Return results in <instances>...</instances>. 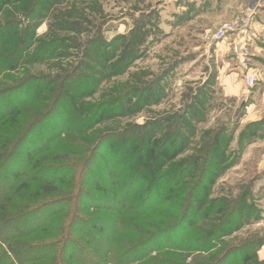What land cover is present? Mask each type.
<instances>
[{
    "label": "rangeland",
    "instance_id": "rangeland-1",
    "mask_svg": "<svg viewBox=\"0 0 264 264\" xmlns=\"http://www.w3.org/2000/svg\"><path fill=\"white\" fill-rule=\"evenodd\" d=\"M37 1V14L28 17L20 11L23 0H9L2 6L0 0V48L5 50L2 43L12 39L8 52L0 53V60L3 56L11 59L9 56L21 44L24 32V39L30 38L22 58L0 70V154L15 152L24 158L17 165L8 164V158L0 164V195L10 194L8 198L21 206L17 210L42 203L40 209L48 212L37 233L27 237L9 233L12 244L52 246L55 251L45 255L51 258L55 254L60 264L62 258L65 260L62 250L75 240L93 258H102L83 235L73 230L80 224L79 218L95 214L92 208L88 213L82 212V208L85 199L101 194L96 186L123 194L120 184L123 186L124 180L129 184L134 169L128 170L124 157H119L125 141L132 138L127 156L136 154L137 166L143 167L141 161L145 160L161 173L181 160H194L193 167L183 166L187 174L175 190L185 197L197 193L194 202L200 215L189 216L191 223L196 222L195 229L220 226L224 215L233 210L237 213L238 207L247 210L240 211L238 229L214 240V248L208 252L199 251V243L189 248L153 249L144 259L128 255L129 260L123 264H148L162 259L196 264L206 261L208 254H218L219 258L238 249L247 250L244 258H249L244 263L236 262L240 253L235 252L227 264L263 261L264 123L251 132L249 127L264 120V76L253 75L254 84L246 86L239 59L226 39L218 42L223 52H218L217 83L216 43L203 40L204 33H213L230 20L203 32L196 24H188L183 13L170 16L174 14V5L182 0ZM263 1L238 3L246 13L262 6ZM240 14L244 13H236L233 18ZM11 28H16L19 35H14ZM222 61L230 62L232 68L221 73ZM230 68L234 72L239 69L234 83L244 81L236 96L222 89ZM17 86L20 89L11 92ZM20 94L23 97H17ZM14 106H19L22 113L15 122L7 116L3 118V113ZM241 134L248 136L243 146ZM49 139V149L43 151ZM222 140L226 145L218 146ZM6 141L11 145L3 149ZM100 145L104 147L99 152ZM149 146L150 150L146 149ZM207 155L211 164L205 166L203 159ZM35 161H41L39 167L34 168ZM52 169L58 172L55 175L61 186L49 197L44 190H39L43 198L35 197L38 183H31L30 177L43 181ZM203 172L214 174L212 182L202 178ZM15 173L20 176L16 185L25 182L26 186L13 195L14 186L10 184ZM147 176L150 180V174ZM164 181L160 180L162 184ZM190 183L195 184L194 191L188 188ZM185 197L173 200L182 204ZM3 199L0 198V209ZM200 199L203 203L198 202ZM163 208L164 204L153 207ZM21 220L13 224L24 228L25 222ZM171 220L167 215L152 214L148 221H138L146 226L149 221ZM80 230L81 234L90 233L89 227L82 224ZM200 234L201 242L205 236ZM90 236L97 239L99 235ZM138 238L122 233L101 236L111 243L114 259L129 246V239ZM4 248L0 244V253Z\"/></svg>",
    "mask_w": 264,
    "mask_h": 264
},
{
    "label": "trees",
    "instance_id": "trees-1",
    "mask_svg": "<svg viewBox=\"0 0 264 264\" xmlns=\"http://www.w3.org/2000/svg\"><path fill=\"white\" fill-rule=\"evenodd\" d=\"M24 3L20 7V11L22 14L27 15L28 17H33L34 14H37L38 7H39V1L37 0H23ZM9 2V0H1V6L5 3ZM15 27V26H14ZM14 31V35L18 36L19 32L16 30V28H11ZM26 32L23 33V36L21 37V44L17 45V49L14 48L12 50V53H14L13 56H9V58H5L3 56L2 61L0 63V70L4 69V67L10 62V63H16L18 60L22 58V54L27 50L29 45V40L24 39L26 36ZM15 38V37H12ZM20 40V37H19ZM27 40V42H26ZM12 39H7L2 43V47L0 48L1 52H8L7 50L11 46ZM23 85V84H21ZM20 85V86H21ZM20 86H17L12 88L13 90L11 92H14L15 90L20 89ZM17 95V94H14ZM24 95V94H23ZM17 97H23L18 95ZM19 104H22L23 102L18 101ZM19 106H14L12 108H8L3 113V118L5 116L12 119V121L15 122L16 117L19 116L21 113V109L18 108ZM8 112L7 114H5ZM6 117V118H7ZM2 119V118H1ZM11 120H9L10 122ZM13 122V123H14ZM264 123V120L252 124L250 128V132L253 131L257 126H260ZM255 127V128H254ZM248 128V129H249ZM247 134V133H246ZM246 134H241L240 136V142L243 146L242 142L244 139H247L248 136ZM250 135V133H249ZM45 144V149L43 151H47L49 149L50 141ZM132 138L129 140H126L127 144L123 146L121 149V159L124 157V165H129L128 170H133L131 175L129 176V184L123 183V186L120 184V187L123 188V194H117L118 191L114 189H105L103 190L101 187L96 186L95 188L97 191L101 194L94 195L92 197H88L87 194H85L88 197V200L85 199V206L82 208V212L88 213L90 211V208L93 209L95 214L88 217L87 219L79 218L78 227L76 230H73V232L77 233L78 235H83L86 239L88 244H91L92 247L96 250V252L102 256V258H93L91 256V253L87 252V249H82L78 246V244L75 242V240H71L68 242V244L65 246L62 251H64V258L61 259V263L64 264H123L128 259V255H136L139 257V259H144L151 250L158 249L162 250L164 248H189L200 244L197 246V249L202 252H208L214 248V240H218V238L228 235L229 233L233 232V230L238 229L240 226V220L242 212L247 210L243 208L237 209L236 211H230L228 214L224 215L223 219L221 220L223 223L218 226H212L205 229H195L194 226L196 225V222H190V214L196 213L198 216L200 215L199 210H197L195 205V200L197 198V193L193 192V194L188 195V197L180 195L178 191L175 189L178 188L184 181L185 175L187 174V168H184L183 166L187 165L188 167H191L193 165L192 160H181L179 163H175L170 165V167L166 171H162L161 173L158 171L157 166L151 165L148 166L147 162L141 161L143 163L142 166H137L139 162V158L137 159L136 154H131L127 156V153L129 150V145H131ZM224 142L222 140L218 141V146L223 145ZM8 145H11V142H7L2 147L3 149L7 147ZM226 145V144H224ZM24 147V146H23ZM103 145H100L99 152L101 149H103ZM146 149L150 150V146ZM26 151H29V148H25ZM42 151V152H43ZM219 151V147H218ZM160 152V151H159ZM29 152H27L28 154ZM209 153V151H207ZM211 153V152H210ZM214 153V152H213ZM26 154V155H27ZM117 154V152H115ZM219 154V153H218ZM3 155V156H2ZM5 155V157H4ZM32 155V152H31ZM209 155V154H208ZM205 159H203V164L205 166H208L211 164V160H209V156ZM163 156V155H162ZM222 156V155H220ZM218 156V157H220ZM29 155L27 156V160ZM158 157V156H157ZM165 157L169 158L168 154H165ZM8 158V161L13 164L16 163L20 164L23 161V157H21L19 154H16L15 152L11 155L8 153L0 154V164L3 163L4 159ZM194 161V160H193ZM142 163L140 165H142ZM41 164V161H35L33 163L34 168L39 167ZM145 166L148 167L145 169ZM193 167V166H192ZM213 167V166H211ZM144 169V170H143ZM52 172H49V177L45 180L35 179L30 177L31 183H38L36 185V196H41V192L39 190H44L45 196H51L56 193L57 188L61 186L60 183H58L57 171L52 169ZM56 171V175H55ZM175 171H177L176 174H173ZM204 173V172H203ZM148 174H150L149 177L151 179L149 180ZM53 175V176H52ZM207 177L209 179V182H212V179L214 178V174L210 173H204L202 178ZM12 184L11 186H14L13 189V195L14 193H19L25 186V182H21L18 185L16 183L19 181L20 176L15 173L12 176ZM165 179L164 184L160 182V180ZM198 179V178H197ZM196 179V180H197ZM64 181V179H63ZM134 182V183H133ZM133 183V184H132ZM203 184V181L202 183ZM110 185H112L110 183ZM127 185V187H125ZM191 190L194 191L193 186H195L194 183L188 184ZM127 190V191H126ZM174 190V192L172 191ZM191 193V192H190ZM178 194V195H177ZM9 195V196H8ZM93 195V194H92ZM10 194L2 193L0 195V198L3 199V203L1 204L0 209V244H3L6 246L4 248L5 250L1 251L0 253V264H29V263H39V262H47L50 264H58L59 261L58 258L55 257V254L53 257L49 258L45 255V253L55 251L56 248H50L52 246H40V245H34V246H25L23 245H15L12 244L11 239H9V233H12L11 236H30L38 231H40L41 223L44 219V217H47L48 212H44L41 208L43 205L37 204L32 206L33 204H29L24 206L21 210H17L20 205H16L11 201ZM44 196V197H45ZM91 196V195H89ZM179 198V200H182L183 197H185V200L181 201L182 204H175V198ZM43 198V197H42ZM204 198V197H203ZM175 199V200H173ZM173 201V202H172ZM200 203H203V199H200L198 201ZM47 204L46 202L44 205ZM155 204L157 206L165 205V208L155 210L153 207H155ZM116 205H118V209L116 210ZM245 206V205H244ZM21 207V206H20ZM154 210V211H153ZM176 210V212L171 213L172 211ZM103 212L108 213L103 214ZM240 212V213H239ZM102 213V214H100ZM167 215L172 217L171 221H161L155 222V221H149V223L144 226L142 223H140L138 220L141 219L143 221H148L151 215ZM192 215V214H191ZM21 218V221H24L25 223L23 225L24 228H20L18 225L21 224H13L14 222L18 221V219ZM77 218V217H76ZM75 218V219H76ZM204 218V217H203ZM75 221V220H74ZM81 224L83 227H89V234H81ZM80 227V229H79ZM219 227V228H218ZM193 228V231L191 230ZM192 231V232H189ZM203 232V236H205V239L200 242V236ZM80 233V234H79ZM105 233H108L109 236H116V234L122 233L130 236L137 235L139 237L137 240H130L129 239V246L126 247L119 256L114 259V256H112L113 253V247H111V243L107 240L101 239V236ZM91 234H98L97 239H92ZM70 240V239H69ZM114 242V241H113ZM183 245V246H182ZM62 251L60 253H62ZM236 253H240L239 255H236ZM231 250L227 251L225 254L220 256L218 258V254H208L207 258H205L206 261H200L196 264H210L215 260L213 264H227L229 259L231 257H238V260L236 262H245V252L247 250L244 249H238L237 251ZM54 253V252H53ZM59 253V255H60ZM11 255V257H10ZM109 255V256H108ZM58 256V255H57ZM111 256V257H110ZM210 262H209V261ZM66 261V263L64 262ZM235 262V263H236ZM60 263V264H61ZM148 264H182V262L176 260L175 262L162 259V260H154L149 262ZM251 264H264L263 261H254Z\"/></svg>",
    "mask_w": 264,
    "mask_h": 264
},
{
    "label": "crops",
    "instance_id": "crops-1",
    "mask_svg": "<svg viewBox=\"0 0 264 264\" xmlns=\"http://www.w3.org/2000/svg\"><path fill=\"white\" fill-rule=\"evenodd\" d=\"M182 3L174 5V14H170L171 17L175 14L183 13L186 16L187 23L190 25H195L201 31L206 32V30L219 26L222 22L231 20L236 13H245L241 10L238 0H193L185 1ZM252 14L254 16V21L252 22L249 30L250 37V58H249V74L257 76H264V1L262 6L252 8ZM224 44V43H223ZM223 48L228 51L223 45ZM223 52L219 49L218 43L215 45V63L217 67L216 81L218 83V52ZM221 56V54H220ZM233 62V58L231 59ZM231 67L230 62L222 61L220 72ZM232 68V67H231ZM230 73L224 77L223 90L225 93L230 95H238L239 91L244 87V81L241 83H234L236 78L239 76L236 70H231ZM224 69V70H223ZM261 73V74H260ZM218 85V84H217ZM225 86V87H224ZM264 92V91H263Z\"/></svg>",
    "mask_w": 264,
    "mask_h": 264
},
{
    "label": "built area",
    "instance_id": "built-area-1",
    "mask_svg": "<svg viewBox=\"0 0 264 264\" xmlns=\"http://www.w3.org/2000/svg\"><path fill=\"white\" fill-rule=\"evenodd\" d=\"M177 0H166L167 3H173ZM193 1V0H185ZM253 21L252 10L234 17L228 22H224L213 33H204L203 40L206 43H218L228 39L232 43L234 53L240 62V68L244 74L245 84L251 87L254 84V77L249 74L248 56L250 48L249 30Z\"/></svg>",
    "mask_w": 264,
    "mask_h": 264
}]
</instances>
